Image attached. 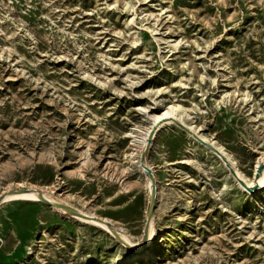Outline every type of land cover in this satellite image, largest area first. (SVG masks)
Segmentation results:
<instances>
[{
    "label": "rangeland",
    "instance_id": "obj_1",
    "mask_svg": "<svg viewBox=\"0 0 264 264\" xmlns=\"http://www.w3.org/2000/svg\"><path fill=\"white\" fill-rule=\"evenodd\" d=\"M168 104L198 130L157 123L163 247L132 261L130 241L151 248L134 139ZM263 161L264 0H0V195L42 189L130 239L42 200L1 202L0 264H264V191L239 181Z\"/></svg>",
    "mask_w": 264,
    "mask_h": 264
},
{
    "label": "bare ground",
    "instance_id": "obj_2",
    "mask_svg": "<svg viewBox=\"0 0 264 264\" xmlns=\"http://www.w3.org/2000/svg\"><path fill=\"white\" fill-rule=\"evenodd\" d=\"M184 114L187 115L186 112H184V110H182V107L180 105H178V104H168V105L164 106L161 109V111H159V112H157V113L152 115L153 118L150 120V125L147 126L144 134H142L141 137H138V139H134L135 146L139 147L140 149H142L143 147L145 148L146 145H147V139H148V137H149V135L151 133V130L154 127H156V126H157V128L159 126V124L157 125V123H161L160 127L162 128L166 124L164 121L167 120V119L170 120L169 118H172L173 116L176 117L179 121H182L184 124L190 126L195 131H197L198 127L193 126L192 123H188L187 121H185ZM157 131H158V129H157ZM156 133H155L154 137L156 136ZM201 137L205 141H210L212 144H214L215 147H217V149L220 151L221 155H223L225 157L224 159H225V161L227 163L229 162L231 165H234L235 168L237 167L235 159L232 157V155L228 152V150L223 145L219 144L217 141H214V140L210 139L208 136H206L204 134H201ZM135 160H136V158H135ZM136 163H138V165L140 166L141 171L147 177L149 192H151V190H152V181H151V179L145 174L146 170L142 166L141 161L140 160H136ZM263 163H264V161H263ZM260 164L261 163L257 164V166H256V168L254 170V174H255V172L257 170V167ZM147 166H149V165H147ZM149 168L151 169L150 166H149ZM236 169H237V172L240 175H242L239 172L238 168H236ZM256 183H258L261 186V188L256 189L255 190V194L261 195L263 193V191H264V174L257 181H256L255 177H254V179L247 180V186H249V187H253L254 184H256ZM40 195H44L46 198H48L52 202H57L52 194L46 193L42 189H29V191L23 190V191H20V192H17V193L8 194L5 197V199L3 200V202L17 201V200L41 201ZM157 197H158V184L156 182V198ZM89 216H91V215H89ZM76 217H78L79 219H81V220H83L85 222H89V223L91 222V223H94L96 225H99V226L103 227L106 230H109V227L106 224H104L103 222H100L98 220L84 218V217H81V216H76ZM152 236H153V228L151 227L150 234H149L148 245H147V246H151V248H148L147 250H145V247L143 246L142 243H134V242L130 241V239L126 235L123 234L122 238L127 239L128 241L131 242L130 245L132 247L130 248L128 244H127V247H129V249L131 250L130 255H131V260L132 261H137V262L141 261V260L142 261H145V260L147 261V260H149L151 258H154L157 254H159L160 249L163 247V245H160V242H157V243H155L153 245L154 241L152 240ZM32 251H34L33 248L30 249V252H32Z\"/></svg>",
    "mask_w": 264,
    "mask_h": 264
},
{
    "label": "water",
    "instance_id": "obj_3",
    "mask_svg": "<svg viewBox=\"0 0 264 264\" xmlns=\"http://www.w3.org/2000/svg\"><path fill=\"white\" fill-rule=\"evenodd\" d=\"M179 125H181L188 133H192V130H190V128H188V126L178 122ZM157 126L154 127L152 130H151V133L147 139V145L146 147L144 148L143 152H142V158H141V164L142 166L145 168V174L151 179L152 181V190L150 192V206H149V210H148V217H147V220H146V224H145V231H144V245L147 243L148 241V238H149V234H150V226H151V220L153 218V215H154V211H155V207H156V203H157V198H156V179H155V176L152 172V170L147 166L146 164V159H147V156H148V149L152 146V143L154 141V135L155 133L157 132ZM195 137L196 139H198L201 143H203L204 145L206 146H209L210 148L214 149L218 154H221L220 151L214 147L212 144H210L209 142H206L204 141L202 138H200L197 134H195ZM224 157V156H223ZM228 166L231 168L232 172L237 176L236 172L234 171V168L232 167V165L228 162ZM263 172H264V163L260 164L258 167H257V170L255 172V179L256 181L263 175ZM239 181L241 182V184L243 186H245L246 188L248 189H251V187L247 186L246 182H244V180L242 179H239ZM255 188L257 187V184L256 186H254ZM20 189H11L8 191V193H11V192H15V191H18ZM6 196V193H3L0 195V203L3 202L4 198ZM40 199L44 202H46L47 204H49L50 206H53L57 209H60V210H64L68 213H71V214H74V215H78V216H83V217H88L86 216L85 214H83L82 212H80L79 210H77L76 208L68 205V204H64L62 202H52L50 201L48 198H46L44 195H40ZM99 221L103 222V223H106L108 224V226L110 227V229L112 230V232L114 233V235L116 236V238L122 242V243H125V244H128L123 238H121V236L118 234V232L109 224L107 223L104 219H101V218H97Z\"/></svg>",
    "mask_w": 264,
    "mask_h": 264
}]
</instances>
